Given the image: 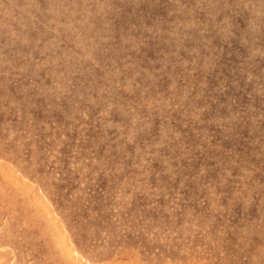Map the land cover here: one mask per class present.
Listing matches in <instances>:
<instances>
[{
  "label": "rangeland",
  "instance_id": "rangeland-1",
  "mask_svg": "<svg viewBox=\"0 0 264 264\" xmlns=\"http://www.w3.org/2000/svg\"><path fill=\"white\" fill-rule=\"evenodd\" d=\"M0 264H264V0H0Z\"/></svg>",
  "mask_w": 264,
  "mask_h": 264
}]
</instances>
